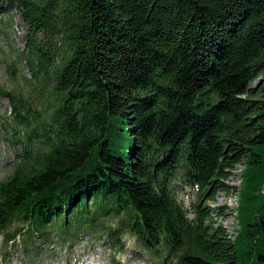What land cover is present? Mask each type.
Segmentation results:
<instances>
[{
  "label": "trees",
  "instance_id": "obj_1",
  "mask_svg": "<svg viewBox=\"0 0 264 264\" xmlns=\"http://www.w3.org/2000/svg\"><path fill=\"white\" fill-rule=\"evenodd\" d=\"M7 7L26 33L1 64L14 77L23 61L29 77L0 86L14 153L1 248L80 235L118 248L124 232L153 260L258 264L264 196L238 192L233 243L212 227L223 208L204 203L231 192L236 165L242 186L251 175L264 192V0H0L4 37ZM175 178L194 194L186 208Z\"/></svg>",
  "mask_w": 264,
  "mask_h": 264
},
{
  "label": "rangeland",
  "instance_id": "obj_2",
  "mask_svg": "<svg viewBox=\"0 0 264 264\" xmlns=\"http://www.w3.org/2000/svg\"><path fill=\"white\" fill-rule=\"evenodd\" d=\"M6 12L12 16V27L6 37L0 34V54L2 52L5 57L7 56L6 58L13 59L15 50L23 48L26 32L16 17L14 10L11 7H7ZM5 44L8 45L5 47ZM1 59L3 58H0V86L7 91L13 90V88H25L27 84L22 79V76L25 78L29 76L24 62H15L16 73L13 77L8 74L3 66L4 64H1ZM261 83L262 81L256 78L251 82L250 88L258 90ZM7 109V102L0 98V179L6 177L14 161L13 150L1 138L2 114ZM243 169L244 166L242 164L234 166L231 170L228 177V186L233 188L231 192L225 194L222 191H218L213 201L204 203L210 209L223 208L220 216H216L214 212L210 214L212 227H220L231 243L235 241L239 232L237 209L240 189L243 195L249 194L255 203L260 201L259 195L264 196L262 180H259V178L254 179L250 175L242 186ZM180 182L179 178H175L171 187L174 189L176 199L183 208H186L189 202L194 200V194H189V189L181 186ZM245 186L247 189L244 188ZM179 189L182 190L180 191ZM103 237H100V241H97L96 237L91 238L90 235H80L77 239L67 240L64 243L56 238L51 239L52 243L49 240L42 241L34 238L33 245L26 249L17 240L15 244L8 245L6 251L0 245V255L6 252L5 258L0 256V261L3 264H87V262L93 264H162V262L164 264H173L170 258L164 256V253L160 259L155 258L153 260L151 257H146L144 247L140 246V243L136 241L132 234L122 232L120 237L122 245L118 248L117 246H111V243ZM259 255L264 256V247L262 245H258L255 254L252 253L251 260L253 259L258 264L262 263L258 260ZM237 261L238 264H250L244 254H240L237 257Z\"/></svg>",
  "mask_w": 264,
  "mask_h": 264
},
{
  "label": "bare ground",
  "instance_id": "obj_3",
  "mask_svg": "<svg viewBox=\"0 0 264 264\" xmlns=\"http://www.w3.org/2000/svg\"><path fill=\"white\" fill-rule=\"evenodd\" d=\"M241 174V173H240ZM230 236V235H229Z\"/></svg>",
  "mask_w": 264,
  "mask_h": 264
},
{
  "label": "built area",
  "instance_id": "obj_4",
  "mask_svg": "<svg viewBox=\"0 0 264 264\" xmlns=\"http://www.w3.org/2000/svg\"><path fill=\"white\" fill-rule=\"evenodd\" d=\"M229 239V238H228Z\"/></svg>",
  "mask_w": 264,
  "mask_h": 264
}]
</instances>
